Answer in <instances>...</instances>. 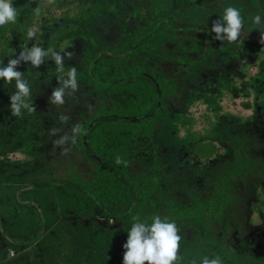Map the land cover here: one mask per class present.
Here are the masks:
<instances>
[{
  "label": "trees",
  "instance_id": "16d2710c",
  "mask_svg": "<svg viewBox=\"0 0 264 264\" xmlns=\"http://www.w3.org/2000/svg\"><path fill=\"white\" fill-rule=\"evenodd\" d=\"M205 2L146 0L149 19L140 24L145 16L134 0H80L77 7L82 17L58 21L52 33L43 34L41 43L44 48L72 53L71 59L64 60V67L65 73L69 67L77 68L78 90L66 95L63 105L51 104L49 98L60 75L54 62L45 58L39 68L22 62L17 70L29 80L36 112L13 117L9 96L14 88L0 80V264H122L123 244L135 215L149 222L153 215L167 217L176 223L182 240L188 239V220L178 201L184 196L178 200L167 197L161 205L158 196L176 188L188 196L197 190L196 184L207 185L202 172V179L196 177L192 187L180 171L186 165L176 154L192 152L194 145L186 144L174 152L172 139L162 133L147 153L141 144L150 139L134 129L146 122L136 118L151 108L163 111L170 100L176 102V96L184 100L203 92L199 89L200 75L211 76L207 69L215 67L218 41L209 34L206 56L200 52L191 59L186 53L191 38L201 44L197 51L208 47L200 37L213 20L194 21ZM10 55V51H0L4 65ZM166 61L177 64L171 76L159 69ZM166 112L168 119L171 114ZM61 115L69 119L61 121ZM76 123L83 129L76 142L56 145L58 136ZM51 128L61 132L52 136ZM221 128L225 134L218 135L217 128L206 142H199L212 149L215 143L226 142L230 149L226 147L225 152L230 156L236 136L232 125ZM17 152L25 159H6L7 154ZM116 156L127 161V166L116 164ZM147 161L150 164L146 165ZM133 162L142 168L128 171ZM232 165L224 163L219 169L216 161L204 168L216 166V173L226 177ZM236 170L244 178L249 173L259 186L258 180L264 181L262 169L251 161ZM169 173L175 178L168 177ZM202 186L197 190L203 197L200 199L214 194L212 187L206 191Z\"/></svg>",
  "mask_w": 264,
  "mask_h": 264
},
{
  "label": "rangeland",
  "instance_id": "374dc122",
  "mask_svg": "<svg viewBox=\"0 0 264 264\" xmlns=\"http://www.w3.org/2000/svg\"><path fill=\"white\" fill-rule=\"evenodd\" d=\"M38 1L42 7L43 13L46 14V9H48L50 15L54 18L65 17L68 20H77L82 17L80 9L76 7L74 3H71L70 0H64V2H67L61 7H49L46 5L45 1ZM207 2H209V4H207ZM217 6L218 0H206L203 4V8L199 11V16H196L195 19L193 18L194 21L207 20V22L210 23L212 20H216L217 16L215 14V9H217ZM226 6L235 5L232 2H228ZM206 7L211 9L209 10ZM47 15L50 17L49 13ZM219 15L220 12H218V16ZM189 16L192 18L191 13ZM189 16L185 15L186 18ZM140 24L144 23L140 22ZM206 26L209 27L210 25L206 24ZM139 32L140 30L138 33ZM209 34L214 35L210 32V28L204 31V34L200 37V39L208 45V47H202V49H200L201 51H197L201 44L191 38L190 45L187 46L188 51L186 55L191 59H195L199 56L200 52H202V55L206 56L208 51H210ZM187 36L189 37L190 35L187 34ZM172 52L173 54H178L176 51ZM162 53L165 54V51H157V54L161 55ZM179 54H181V51H179ZM142 60L143 58L140 59V61ZM176 65L175 62L166 61L159 69L161 68V71L171 76ZM207 70L209 72L210 70L214 72L216 68ZM205 75V73L200 75L201 83L205 81ZM212 78L211 80L213 84H215L213 93L209 92L205 86V91H200V94L188 96L184 100L176 96V102L170 100L169 106L163 111H158L155 109L156 107H153L145 116L136 118L137 120L140 119L146 122L141 123L134 131L136 134L138 132L141 134L145 133L148 139H150L142 140L143 142L141 144L144 145L143 147H146L147 153L154 149L153 142L165 133L168 138L172 139L170 142L173 144L172 149L174 152H177L178 149H182V146L192 143L191 145H194L192 152L182 151L176 154L178 155L177 160L186 165L185 168L182 167L180 170L183 180L189 186L194 187L197 182L196 177L202 179L200 172L204 175L203 179H208L209 176L208 180H204V184L207 185H203L204 187L200 185L203 187L202 190L206 191L212 187L214 194L209 195V198H199V196L202 197V195H199L197 192L200 187L197 184L196 187H194L197 190L191 192L188 196L181 191H176L180 190L177 188L172 191L168 190L164 195L161 194L158 196L161 199L159 202L160 205L167 197H173L178 200L184 196L182 200L178 201L183 205L182 209L185 213H183V210L181 213L186 216L189 228L186 229L188 239H181L180 242L181 248L179 254L182 259L179 264H192L193 260L196 261V264H200L201 258L204 256H219L223 264H262L261 262L264 261L263 258L252 256L262 253L259 251V248L254 246L252 251L251 246L248 245L250 246L249 248L247 246V239H249L250 234L247 235L246 230L248 229L249 231L250 227L259 226L264 219L262 215L259 214L260 212L264 214V190L258 186L255 178H244L240 176L241 174L238 173L236 169L242 165L244 166L246 163L249 164L250 161L251 164L252 161L254 164L256 161H261L262 155L264 157V151L262 155L255 154L253 157V153L249 152L247 147L252 146L256 140H252V143H250L248 139L241 142L238 134H235L236 137L233 138V146L230 145L233 149V151L230 152V156L225 152V148L228 147L226 142L215 143L216 145L213 149L211 146H205L204 144L206 143L203 144L199 142H206L217 128L218 135L225 134L226 130L224 131L223 128L219 129L223 125H231V122L236 121L240 126L239 123L244 124L248 122V120L252 118L250 114L251 108H249V104L245 103H250L251 98L230 96L229 88L231 84L234 85L235 83L228 82L224 77L219 80L217 78L218 82H215L216 77ZM178 82L180 81L178 80ZM239 87L242 86H238L237 88ZM177 94H182V92H177ZM180 102L184 103L181 105ZM166 110L171 114V116H168V119H166L168 113ZM244 127L246 128L247 124ZM129 148L135 149L133 146H129ZM244 149L247 153L244 152ZM164 150L165 149H162V151ZM139 153L144 154V151ZM209 154L210 156L207 157ZM217 154L218 156L220 155L218 159H216ZM162 156H166L170 160H173L167 154L163 153ZM5 157L12 162L25 159L24 155L18 152L7 154ZM149 158L152 159L153 156L150 155ZM216 161H218L219 169H222L224 163L231 162L234 164L228 168L229 174L226 177L218 172L216 173V166L210 169H208V167L207 169L204 168L205 164L209 165ZM147 164H150V162L147 161L146 165ZM91 168L92 167H89V169ZM139 168H142V166L138 165V162H133L127 169L130 172H136ZM194 169L196 171H194ZM224 170L227 171V167L224 168L223 171ZM195 172H199V174L196 175ZM168 177L171 179L175 178V176L170 173ZM258 182L261 185V180H258ZM217 190L218 192H216ZM189 200L191 201L190 204ZM256 235H258V232H256ZM245 251H248L249 257H247L248 254H245ZM9 257H12L11 252L9 253Z\"/></svg>",
  "mask_w": 264,
  "mask_h": 264
},
{
  "label": "clouds",
  "instance_id": "9594fccd",
  "mask_svg": "<svg viewBox=\"0 0 264 264\" xmlns=\"http://www.w3.org/2000/svg\"><path fill=\"white\" fill-rule=\"evenodd\" d=\"M221 7L220 15L211 24L210 32L214 34L213 39L227 43L237 42L242 39V32L248 33L245 31L246 25L249 27L254 25L253 30L260 33V42L264 43V10H250L245 14L239 7ZM35 11L38 13L39 9ZM18 16L19 12L14 6V0H0V27L16 23ZM39 31V27L32 26L27 30V36L29 39H34ZM10 52L12 55L6 65L0 60V80L14 88L9 96V110L13 117H21L25 111L29 114L36 112L29 80L25 78L24 73L17 70L22 62L30 64L33 68H39L44 64L45 58L54 62L55 70L60 75L56 78L58 86L52 90L49 98L51 104L63 105L64 97L71 96L78 90L77 68L69 67L65 73L64 67V60L71 59L72 53L58 52L38 44L25 46L18 54L15 50L10 49ZM59 119L66 122L69 117L61 115ZM60 132L58 128L49 130L52 136H58ZM82 133V125L76 123L69 132L59 135L54 143L58 146L74 144L76 137ZM64 151L67 152L68 149L65 148ZM115 163L127 166V161L120 156H116ZM131 220L127 240L123 244L122 264H179L182 259L179 254L182 236L174 221L169 222L167 217L162 219L159 215H153L150 218L151 222L142 220L139 215L132 216ZM192 264H196V261L193 260ZM200 264H223V262L219 256H204Z\"/></svg>",
  "mask_w": 264,
  "mask_h": 264
},
{
  "label": "flooded vegetation",
  "instance_id": "af4514ba",
  "mask_svg": "<svg viewBox=\"0 0 264 264\" xmlns=\"http://www.w3.org/2000/svg\"><path fill=\"white\" fill-rule=\"evenodd\" d=\"M14 0V6L17 7L19 12L18 19L16 23L7 24L3 27H0V51H10L15 50L18 54L19 50L25 46L31 47L32 44L41 45L42 40L45 39L43 34L49 35L48 32L52 33V29L57 25V22L60 20H68L67 18L62 17H53L50 15V11L46 9V14L43 13L42 7L39 4L38 0ZM46 2V5L49 7H61L65 5L64 0H43ZM127 0H121V2H126ZM135 3L139 6L140 11L144 14L143 23L148 22L149 15L146 11V0H134ZM71 3H74L75 6H79L80 0H70ZM228 2L234 3L235 7H239L243 13L247 14L250 10L261 11L264 10V0H218V6L216 10V16L218 18V12L221 13L222 7H227ZM22 5V6H20ZM126 5V4H125ZM207 8V7H206ZM39 9L37 13L35 10ZM209 10L211 8H208ZM145 10V12H144ZM49 13L50 17L47 15ZM146 14V15H145ZM72 21V20H68ZM39 27L40 31L37 33L34 39H29L27 36V30L32 27ZM254 25L249 27L246 25L245 31L248 33H241V38L237 42L227 43L218 41V58L216 59V64L213 69L216 68L214 72H209V75H205V81L200 83L199 89L205 91V86L209 92L213 93L215 90V84H213L212 77L215 78V82L223 77L228 80V82L235 83L231 84L230 96L242 98H251L249 108H251L252 118L240 124L236 121L231 122L232 131L234 134L240 136V141L248 139L250 143L252 140H256L252 146H248V151L252 152V156L255 154L262 155L264 151V43L260 42V33L253 30ZM181 34V33H180ZM42 46V45H41ZM59 50V49H58ZM69 48H66L68 51ZM60 51V50H59ZM252 71V73H251ZM237 84V85H236ZM238 86H242L237 88ZM236 88V89H235ZM247 124V127L244 126ZM243 129V130H242ZM243 132V133H242ZM244 135L245 138H242ZM244 152L247 151L244 149ZM253 162V161H252ZM256 166L262 169V175H264V157L262 155L261 161H256ZM249 178H253L249 173H247ZM261 180V185L259 186L264 190V181ZM264 218L263 213H259ZM247 231L249 239H247V246L253 247L257 246L259 251L262 252L260 257L264 260V219L259 226L250 227V230ZM258 232V235H256ZM254 233V234H253ZM248 246V248L250 247ZM262 249V251L260 250ZM248 253V251H246ZM250 255L248 254L247 257ZM255 257L254 255H252ZM264 264V261L261 262Z\"/></svg>",
  "mask_w": 264,
  "mask_h": 264
}]
</instances>
